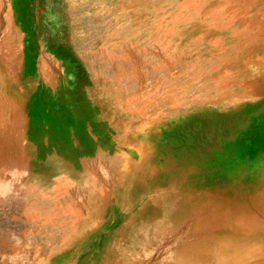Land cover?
<instances>
[{"label": "rangeland", "instance_id": "374dc122", "mask_svg": "<svg viewBox=\"0 0 264 264\" xmlns=\"http://www.w3.org/2000/svg\"><path fill=\"white\" fill-rule=\"evenodd\" d=\"M9 18L14 19L12 31ZM263 69L264 0H0V72L7 70L3 77L19 87L13 96L0 84V145L19 148L24 157L10 166L4 162L9 155L0 152V236L8 240L0 248V264H174L171 258L202 244L208 232L193 229L196 215L182 225L172 217L166 236L158 235L160 198L171 191L155 170L163 156L142 149L140 168L124 181L111 160L121 145L136 148L134 138L146 121L136 120L159 114L171 127L186 118L173 107L181 101L173 94H207L222 77L250 81L259 78L246 76L248 70L264 77ZM252 91L232 88L213 102L227 104L222 111H235L237 105L254 109L262 99H252ZM69 96L81 107L79 118L72 115L69 143L78 147L84 171L63 187L58 171L52 186L45 174L33 172L32 148L49 143L45 109L62 124L68 110L76 111L66 104ZM15 97L22 101L16 114ZM208 115L204 127L188 121L172 136L161 132L158 146L187 162L211 159L219 140L231 139L245 114H225L221 120ZM79 123L83 127L77 132ZM113 135L111 153L104 141ZM149 157L151 162L142 164ZM10 171L18 177L16 184L9 180ZM92 206L95 214L89 216ZM225 211L224 219L238 230L228 235L243 246V256H252L248 264H264V211L245 212L239 206ZM213 251L208 258L214 259Z\"/></svg>", "mask_w": 264, "mask_h": 264}, {"label": "bare ground", "instance_id": "6f19581e", "mask_svg": "<svg viewBox=\"0 0 264 264\" xmlns=\"http://www.w3.org/2000/svg\"><path fill=\"white\" fill-rule=\"evenodd\" d=\"M10 18L7 24L8 30H11L15 26L13 21L14 19L10 20ZM244 65L249 66L251 64L249 61H246ZM236 70L238 69H235L233 71ZM4 72L6 74L7 70L0 72L2 76V79H0V84L14 96L18 93L19 87L16 83V80L12 79L10 82L9 79L3 77ZM247 75H255L256 77L258 76L259 79L255 78L253 80L248 81V79H246L244 76H242L241 78L234 77L233 79L222 77L219 79V83L217 82L215 90L209 91L210 93H201L198 95L191 96L188 95L187 92H180V95H178L177 97L176 94H173L172 96H174L175 99L181 100L173 107L181 111L180 118H183L182 116H186V118H183L182 120L178 121L176 125L172 124L171 127H169L166 123L162 122L161 115L159 114H151V116H148L143 119L138 118L140 120H136V122H139L141 120H146L147 122L145 121L143 124H141L142 129L140 131V134L134 138V145L136 148H132L131 145L124 144L116 149L115 141L113 138L114 135L111 138L110 135L109 137H107L106 141H104L106 143H109L108 145L103 144L105 145V147L108 146L109 149H106L107 151H111L112 153L114 152V149L117 150V154L111 160V164H113V167L117 169V174L119 176L120 181H124L127 178L126 176H130V174L134 173L133 171L136 172L140 168L139 161L142 156L138 155L140 154V151L142 149H146L147 151L153 152L157 155L159 154L161 157L163 156L165 158L159 160L158 167H156L155 164V170L161 172L163 174V177H165L163 182V188H168L171 190L168 194L160 198L161 205L157 210L158 218L156 224V226L160 227L158 235L163 234V237L166 236V232L164 231L168 230L166 228H168L167 226H169L172 217H174V219H177L179 224L182 225V222L190 215H196V217L198 218L193 228L194 230L203 228V230L208 232V235H206L207 240H205L202 244H192L191 246H188V248L191 247L190 250L188 249L190 254H180L181 256H177L178 258H175L172 255V257L174 258H171V261L174 264H248L251 262L250 257L252 256H243L241 251V248H243V246L235 244L234 237L228 235L229 233H238V230L234 227H231L228 220L224 219V214L226 212L225 210L227 207L239 206L245 212H248V209L250 208H256V210L264 211V77H261L260 75H258L257 72L250 70L246 72V76ZM95 84L98 85V83ZM233 84H235V86H233ZM237 87H241L244 89L252 88V99L259 98L262 99L261 102L259 104L257 103L258 105H253L254 109L251 106L241 108L242 105H237L236 110L234 109L235 111H222V109L227 108V104L220 102L217 103V101H215L214 103L213 99L217 95L226 96L228 95L229 91L231 92L232 88L235 89ZM72 91L69 88V90L67 89L66 94L71 95ZM115 95L117 94L115 93ZM163 95L165 97L168 96L166 94ZM163 95H153L152 99L164 97ZM15 99L16 101L14 102L13 112L16 114L17 110L21 106L22 101L19 100V98L17 99V97H15ZM65 101L68 107H74L76 111H74L73 113H69L70 110H68L65 116V120L63 122L64 124H62L52 121L49 117L50 115L48 111L45 109L44 112H42V119H48L45 122V126L50 132L49 143L47 147L46 145L38 144L37 146H35V148H32L33 172H40L41 174H45L48 178L47 180L49 185L52 186L55 185L56 181L59 179V176L57 174L58 171L62 172V181L60 180V183L61 185H64L72 182V177L77 176V174L81 173L82 169L84 168V164L82 163V161H80L79 158L78 147L76 145H72L75 142H72V144L69 143V139L72 135L71 127L74 124V117L79 118V111L81 110V107H79L80 104L76 103L74 96L67 97ZM129 108L130 107H128V109ZM212 109L214 110L213 113L215 118L219 120H221L223 116H225V114L235 115L240 113L245 114V119L241 127L235 131L234 136L231 137V139L219 140V150L215 153H212L213 155H211V159H205L204 157H196L187 162L183 161L184 158L170 154V150L168 147L158 146V141H160L161 139V132H165L166 134L172 136L176 130H179L180 127L186 124L188 121H190L189 124H193V122H195L194 125H192V127L194 128H196L195 124H197V122H199V124L204 127L202 123H205V118L209 116V113L213 114ZM132 110L133 109H131V111ZM218 110H221V112ZM46 111L48 115L45 113ZM131 117L133 118V116ZM151 122H158L159 125L155 127H149L150 125L148 126V124H151ZM58 124L62 125V128L60 127L61 129L59 128ZM130 126L131 125H128V127ZM82 127L83 126L81 125V123H79V125L75 127V130L79 132ZM76 138L77 137H75V140ZM166 139L167 138H164L163 140L165 142H169ZM58 143H60L61 145ZM70 146H72L73 148ZM20 151L21 150L19 148L14 149L10 148L9 146L5 147L4 145H0V152L9 155L7 158L4 159V162L5 164L8 163L7 165L10 166L17 164V162L22 159L24 160V157L21 156ZM181 152L182 151H180L179 154H183ZM150 158L151 157H149L148 159L145 158L146 160L143 161L142 164L146 165L145 163H147V160L148 162H151ZM11 170L15 171L14 169ZM8 175L9 180L11 182L16 184V182L14 181L15 179L18 182V177L16 176L15 172L10 171ZM105 176L107 175L105 174ZM93 181H95V179H93ZM63 185L61 187H63ZM12 187L14 188V186ZM95 188L97 189V186ZM53 196L54 195H52V197ZM7 197L9 198V196ZM220 201H222V204H224L222 206V209H219L218 202ZM56 208L55 210H58V208ZM55 210L53 211V213H56ZM82 210L83 209L79 210V215L81 216L83 215V212L85 213V211ZM95 210L96 208L94 206L89 207L87 214L89 216H92V214H95ZM68 211L69 206L65 201V206L62 211V214L64 212V214L66 215ZM232 211H236L237 213V208H234ZM59 214L61 215V213ZM171 227L173 226L171 225ZM177 227L178 226L176 225V227L174 228ZM261 231H264V229ZM9 238L11 237H8V239ZM12 238L15 239L13 236ZM13 239L12 243L13 241L16 242V239ZM5 241L8 240L5 237L0 236V248L5 246ZM156 242L157 241H155V243ZM213 246L215 247L214 251L212 250ZM211 251L214 252V259L207 257L208 255H211ZM203 253L207 258H203ZM195 255L197 257H193ZM12 261L10 262L12 263Z\"/></svg>", "mask_w": 264, "mask_h": 264}]
</instances>
